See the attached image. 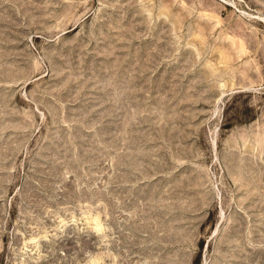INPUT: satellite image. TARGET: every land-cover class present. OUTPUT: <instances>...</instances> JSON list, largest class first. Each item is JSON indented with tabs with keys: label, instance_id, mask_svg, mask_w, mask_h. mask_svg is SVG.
Wrapping results in <instances>:
<instances>
[{
	"label": "rangeland",
	"instance_id": "1",
	"mask_svg": "<svg viewBox=\"0 0 264 264\" xmlns=\"http://www.w3.org/2000/svg\"><path fill=\"white\" fill-rule=\"evenodd\" d=\"M264 264V0H0V264Z\"/></svg>",
	"mask_w": 264,
	"mask_h": 264
},
{
	"label": "clouds",
	"instance_id": "2",
	"mask_svg": "<svg viewBox=\"0 0 264 264\" xmlns=\"http://www.w3.org/2000/svg\"><path fill=\"white\" fill-rule=\"evenodd\" d=\"M89 264H101V262L99 261V259H97L95 257H91L89 259Z\"/></svg>",
	"mask_w": 264,
	"mask_h": 264
}]
</instances>
